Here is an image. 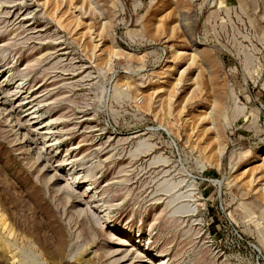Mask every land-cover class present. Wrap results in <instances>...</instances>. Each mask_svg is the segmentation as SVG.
<instances>
[{"label":"rangeland","instance_id":"obj_1","mask_svg":"<svg viewBox=\"0 0 264 264\" xmlns=\"http://www.w3.org/2000/svg\"><path fill=\"white\" fill-rule=\"evenodd\" d=\"M157 261L264 264V0H0V264Z\"/></svg>","mask_w":264,"mask_h":264},{"label":"bare ground","instance_id":"obj_2","mask_svg":"<svg viewBox=\"0 0 264 264\" xmlns=\"http://www.w3.org/2000/svg\"><path fill=\"white\" fill-rule=\"evenodd\" d=\"M31 115H33V117H32V119L34 118V116H36L37 115V113L36 112H32L31 113ZM49 123H50V121H47V122H45V124H43V128H46L47 130H49ZM72 179H76L75 177H72ZM87 188H89V186H87ZM122 244H123V246H132V245H129L128 244V242L127 241H122ZM149 263H151V262H149ZM153 264H164L162 261H157V262H154Z\"/></svg>","mask_w":264,"mask_h":264}]
</instances>
